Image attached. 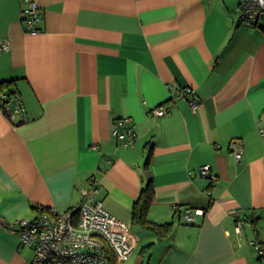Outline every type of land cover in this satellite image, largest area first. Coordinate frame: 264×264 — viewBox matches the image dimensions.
I'll return each mask as SVG.
<instances>
[{
  "label": "crops",
  "instance_id": "crops-1",
  "mask_svg": "<svg viewBox=\"0 0 264 264\" xmlns=\"http://www.w3.org/2000/svg\"><path fill=\"white\" fill-rule=\"evenodd\" d=\"M37 1L45 16L31 31L27 0H0V43L11 41L0 81L26 107L19 123L0 109V216L76 208L94 177L138 238L121 264H264L252 243L264 242V27L240 22V0ZM186 86L196 109L176 97ZM159 105L168 113L153 114ZM126 116L132 148L112 132ZM204 164L214 179L200 175ZM151 175L150 218L173 222L163 238L133 222ZM28 248L0 221V264H31Z\"/></svg>",
  "mask_w": 264,
  "mask_h": 264
},
{
  "label": "built area",
  "instance_id": "built-area-1",
  "mask_svg": "<svg viewBox=\"0 0 264 264\" xmlns=\"http://www.w3.org/2000/svg\"><path fill=\"white\" fill-rule=\"evenodd\" d=\"M239 11L240 22L264 27V0H240ZM44 16L45 10L37 0H27L22 6L21 19L31 31L37 30ZM10 44L9 39L0 43V54L10 50ZM176 97L189 98L195 109L201 102L197 90L191 86L179 89ZM0 109L14 123L25 119L26 107L18 90L0 87ZM152 112L161 116L168 113V109L165 105H159ZM133 126V119L126 116L114 119L112 127L118 141L131 148L135 146L137 138ZM244 153V146L236 143L232 150L235 161L241 163ZM212 169L210 164H204L200 167V175L214 179ZM89 180L90 185L83 189V201L76 208L66 211L50 208L36 217L15 219L13 222L0 216V221L18 236L20 246L33 250L31 264H121L132 256L138 243L137 236L128 223L105 207L99 197L102 189L100 181L94 177ZM194 211L186 207L182 212L187 222L195 221ZM252 243L264 258V242L258 235Z\"/></svg>",
  "mask_w": 264,
  "mask_h": 264
},
{
  "label": "trees",
  "instance_id": "trees-1",
  "mask_svg": "<svg viewBox=\"0 0 264 264\" xmlns=\"http://www.w3.org/2000/svg\"><path fill=\"white\" fill-rule=\"evenodd\" d=\"M12 81H0V87L1 88H7L10 91H13L15 89L12 88ZM152 150L148 151L149 155L147 158L145 165V169L146 171H150V160H151V155H152ZM149 182L146 185V188L144 187L143 189H141V193L139 195V197L137 198V200L134 202V206H133V222L134 224H140L143 227L154 231L158 237L163 238L166 237L168 235H170V233L172 232V228H173V222H165V223H160V222H156L154 220H152L150 218V210L152 207V204L155 199L156 196V189H155V183H154V179L151 176H149ZM36 210L39 213H42L44 211H49L50 208L49 207H36Z\"/></svg>",
  "mask_w": 264,
  "mask_h": 264
},
{
  "label": "rangeland",
  "instance_id": "rangeland-1",
  "mask_svg": "<svg viewBox=\"0 0 264 264\" xmlns=\"http://www.w3.org/2000/svg\"><path fill=\"white\" fill-rule=\"evenodd\" d=\"M25 253H26L27 255H29V256L32 255V251H31L30 248L26 249V250H25Z\"/></svg>",
  "mask_w": 264,
  "mask_h": 264
}]
</instances>
